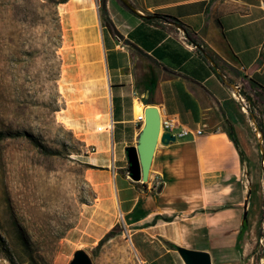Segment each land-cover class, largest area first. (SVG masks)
Masks as SVG:
<instances>
[{
    "label": "crops",
    "instance_id": "0c3cea01",
    "mask_svg": "<svg viewBox=\"0 0 264 264\" xmlns=\"http://www.w3.org/2000/svg\"><path fill=\"white\" fill-rule=\"evenodd\" d=\"M92 1L104 91L90 85L66 50L63 10L76 0L57 7L64 77L73 89L64 112L71 131L95 150L84 162L89 181L118 216L119 200L144 264H186L180 248L209 253L212 264H241L244 147L230 121L241 103L235 86L246 97H264V0H130L135 12L107 0L112 30L103 25L101 0ZM147 108L203 134L159 143L143 183L130 178L127 149L138 144L146 124L138 116ZM110 124L113 131H106Z\"/></svg>",
    "mask_w": 264,
    "mask_h": 264
},
{
    "label": "rangeland",
    "instance_id": "374dc122",
    "mask_svg": "<svg viewBox=\"0 0 264 264\" xmlns=\"http://www.w3.org/2000/svg\"><path fill=\"white\" fill-rule=\"evenodd\" d=\"M62 1L0 0V264H71L79 250L93 264H144L127 219L110 204L108 215H103L106 201L87 177L86 145L71 131L64 112L65 95L73 89L64 77L57 9ZM63 15L66 50L90 76V85L104 91L102 40L93 1L76 0ZM103 99H108L106 94ZM250 100L237 103L230 121L244 147L241 264H264V97L257 93ZM47 199L64 201L68 215L58 223H45L30 213L33 203L24 201ZM116 225L118 234L94 253Z\"/></svg>",
    "mask_w": 264,
    "mask_h": 264
},
{
    "label": "water",
    "instance_id": "95a60500",
    "mask_svg": "<svg viewBox=\"0 0 264 264\" xmlns=\"http://www.w3.org/2000/svg\"><path fill=\"white\" fill-rule=\"evenodd\" d=\"M122 1L131 11H136L129 0ZM145 117L146 124L139 136L137 146L127 149L130 178L135 182L143 183L149 181L151 166L159 144L161 130V114L157 108H147ZM176 141L177 138L171 136L169 133L164 134L161 138V143L166 145L175 143ZM179 252L186 264H212L209 253L184 248H180ZM71 264H93V262L85 251L79 250L74 254Z\"/></svg>",
    "mask_w": 264,
    "mask_h": 264
},
{
    "label": "bare ground",
    "instance_id": "6f19581e",
    "mask_svg": "<svg viewBox=\"0 0 264 264\" xmlns=\"http://www.w3.org/2000/svg\"><path fill=\"white\" fill-rule=\"evenodd\" d=\"M140 112H141V110L139 111V113ZM109 114H111V113H109ZM109 119H111V118H109ZM98 128H102L103 129V127H98ZM256 137L258 139L262 138L261 133L260 132H257L256 133ZM101 149H102V147H101ZM99 153H101V152H99ZM104 154H105V152H104ZM101 157H103V156H101ZM263 164H264V159H263ZM23 195H24V192L22 193V198L24 197ZM24 201L25 202H30V203L32 202L33 203V205L29 208L30 213H35V214L40 215L41 221L42 222H45V223L49 222V220H53L52 221L53 223L54 222L55 223H58L61 219H63L64 217H66L68 215L69 211H70L68 205L64 201H62V200H48L47 199V200H24ZM116 202H117V205H118V208H119V216L123 220L124 219V215H123V213L120 210V207H121L120 202H119V200H116ZM109 203H110V200H109V202L106 201L103 204V206H104V208L106 210V211H104L103 215H108V213H109L108 211L109 210H108L107 205H109ZM26 212H27V208L25 207V213ZM98 242H99V240H98Z\"/></svg>",
    "mask_w": 264,
    "mask_h": 264
},
{
    "label": "built area",
    "instance_id": "2783aa9c",
    "mask_svg": "<svg viewBox=\"0 0 264 264\" xmlns=\"http://www.w3.org/2000/svg\"><path fill=\"white\" fill-rule=\"evenodd\" d=\"M235 90L237 91V96L242 103H246L248 101L251 103L250 98L241 95V88L240 86H235ZM247 110V108H245ZM145 112L138 116V122L144 123L145 122ZM114 125L110 124L106 131H113ZM99 131H102V128H99ZM169 133L171 136H175L177 139L184 138L190 135L201 136L203 134L202 130H198L193 132L188 130L184 127H181L178 120L173 116H162L161 115V130H160V137L159 143H161V138L164 134ZM87 153L95 152L94 148H86ZM162 183V182H161Z\"/></svg>",
    "mask_w": 264,
    "mask_h": 264
},
{
    "label": "trees",
    "instance_id": "16d2710c",
    "mask_svg": "<svg viewBox=\"0 0 264 264\" xmlns=\"http://www.w3.org/2000/svg\"><path fill=\"white\" fill-rule=\"evenodd\" d=\"M68 0H63L62 2H60L59 4L61 3H66ZM119 2L121 4H123L127 9H129L122 0H119ZM130 10V9H129ZM101 16H102V19H103V25L105 28L107 29H110L112 30L113 28V25H112V22L109 18V14H108V10H107V0H101ZM189 38H190V41H192L193 43L197 44L196 42V39L194 38V36H192L191 34H189ZM261 132H262V135H263V138H264V128L261 127ZM119 228L120 226L119 225H116L114 226L106 235L105 237L100 240L99 244L97 245L96 249H95V252L94 253H97L101 247L109 240L111 239L112 237H114L115 235L118 234V231H119Z\"/></svg>",
    "mask_w": 264,
    "mask_h": 264
}]
</instances>
